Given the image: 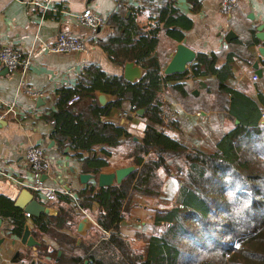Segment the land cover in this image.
I'll return each mask as SVG.
<instances>
[{"label": "trees", "instance_id": "trees-1", "mask_svg": "<svg viewBox=\"0 0 264 264\" xmlns=\"http://www.w3.org/2000/svg\"><path fill=\"white\" fill-rule=\"evenodd\" d=\"M190 2L193 7L199 5L198 0ZM110 20L117 32L100 46L113 63L134 62L141 67L143 78L131 84L122 77L108 75L99 65H86L76 86L57 91V110L46 117L54 125L51 136L61 150L69 146L74 157L83 161L85 172L96 176L107 167L111 154L92 155L94 148L102 145L118 148L128 142L132 147L130 157L142 167L136 192L145 197H159L163 177L169 176L180 185L178 200L170 209L155 211L153 231L138 246L120 233L124 218L121 211L136 172L120 185L108 188L89 183L77 193L76 199L70 192L57 194V200L63 203L58 214L33 219L35 236L47 235L57 248L48 253L50 245L42 243L39 253H48L55 260L61 250L59 264H77L80 259L75 254L87 252L90 245L84 240L77 246L82 238L76 228L80 220L90 215L101 232L111 227L113 231L89 253L88 264H264V126L261 124L264 95L259 93L252 98L229 84L230 57L222 66L212 67L216 55L199 54L190 71L164 75L157 54L161 29L181 41L180 29L192 26L180 14L175 0H166L162 7L156 8L151 24L145 29L136 23L134 8L130 18L116 14ZM210 69L218 80L212 109L226 115V130L214 144L193 148L169 131L161 132L172 113V101L166 100L164 94L183 101L189 96L186 81L201 77ZM97 93L114 96L115 101L101 107L96 101ZM75 95L81 101H92L85 113L78 112L77 104H68ZM125 102L129 103L130 112L137 114L144 110L142 117L149 124L141 143H135L125 128L104 120L111 109L121 108ZM188 110L193 111L192 104ZM0 215L11 219L14 235L23 236L27 217L13 201L0 199ZM94 234V238L99 236L97 232ZM227 239L236 242L239 248L229 247L225 243ZM194 249L202 253L188 258ZM68 255L71 256L67 258Z\"/></svg>", "mask_w": 264, "mask_h": 264}, {"label": "crops", "instance_id": "crops-1", "mask_svg": "<svg viewBox=\"0 0 264 264\" xmlns=\"http://www.w3.org/2000/svg\"><path fill=\"white\" fill-rule=\"evenodd\" d=\"M34 1L0 0V48L12 46L20 51L23 58L30 57L32 61L31 69L27 72L9 71L0 63V102L8 105L14 102L18 109L17 116L0 119V171L10 175L9 178L0 175V199H9L15 206L22 191L28 188L34 199L45 206L49 212L41 213L40 216H56L63 203L57 198L48 201L43 194L29 188L32 177L25 159L27 150L32 147H42L45 150L46 169L39 181L42 187L49 190L70 192L77 198V193L87 185L81 183L80 176L93 175V173L85 172L83 161L74 157L69 146L61 150L57 141L51 136L54 125L47 121L46 117L57 110V91L63 87L76 86L85 66L89 64L99 65L108 75L124 79V68L128 62L123 65L113 63L100 46L101 42H107L117 32L114 25L110 23V18L118 14L128 19L134 8L136 23L145 29L151 24L150 18L155 14L156 8L162 7L166 0H54L52 10L44 15L37 11V15L35 14L34 5L30 4ZM175 1L180 14L188 18L192 26L190 29H180L183 33L181 41L169 36L165 29H161L157 54L163 71L176 53L177 46L183 44L193 50L197 56L199 54L216 55L212 67L222 66L230 57L232 78L228 80L229 84L252 98H256L259 93L264 95V76L258 81L253 80L255 76L253 65L259 62L260 67L264 68V60L258 53V48L264 47V42H259L256 38L257 28L264 25V0H238L235 10L228 15L221 11L222 0H198L197 7H193L190 0ZM86 10H92L101 15L106 19V25L94 32L79 23L75 16ZM230 32H233V37L229 36ZM61 33L80 37L85 44V50L72 54L49 52L48 48L55 44ZM192 66H189L188 71ZM210 72L211 69L201 77H191L186 81L189 96L183 101L164 94L166 100L172 101V113L161 132L169 131L172 136L184 140L185 125L188 128H195L203 124L207 129L213 126L222 131L226 130L224 126L226 115L220 110L212 109L218 94V80ZM205 84L207 87H204ZM28 89L39 91L43 95L35 100L26 92ZM100 95L103 93L96 94V101L102 107L99 102ZM104 95L106 96L105 106L115 101L114 96ZM91 104L92 101L88 99L77 103L78 112L85 113ZM191 104L193 111L188 110ZM201 104L207 110H203ZM2 110L0 106V113ZM104 120L119 126L122 121H127V125L122 128L132 135L135 143L142 142L143 132L149 124L138 113L129 111L128 102H125L121 108L111 109L110 115ZM173 123H175L174 128L169 130ZM105 152L110 153L111 157L107 160L108 165L102 172L113 173L126 167L136 169L131 192L121 211L124 218L120 224V233L136 245H142L143 237L150 235L153 231V226L150 224L154 223V212L159 206L165 207L164 203H172L169 207L166 206V209H170L176 205L177 192L167 194L166 191L173 188H179L180 191V185L176 179L167 176L159 197L142 196L136 192L142 167L137 166L134 158L130 157L132 147L129 143L125 142L118 148L96 146L92 155L104 157ZM148 157L149 155L145 156L144 161H147ZM90 183L95 184L93 181ZM71 206L74 207L75 203L73 202ZM20 210L25 216L27 215L24 210ZM86 217L88 220L84 225L83 233L78 234L77 229L84 218L79 221L76 228V233L82 238H79L77 246L85 240L90 248L87 252L75 254L80 259L77 264L82 261L86 264L89 253L103 240L108 239L113 231L111 227L101 232L94 219L90 215ZM34 218L36 217L27 218V227L39 246L27 247L21 243L22 237L12 233L11 219L0 215V264H59L63 251H58L55 260L52 256H47L57 246L47 235L37 233L35 236ZM95 232L99 233L96 238H94ZM46 242L50 245L49 251L41 255L39 247ZM17 254L18 259H16ZM70 256L68 255L67 258Z\"/></svg>", "mask_w": 264, "mask_h": 264}, {"label": "built area", "instance_id": "built-area-1", "mask_svg": "<svg viewBox=\"0 0 264 264\" xmlns=\"http://www.w3.org/2000/svg\"><path fill=\"white\" fill-rule=\"evenodd\" d=\"M237 1L238 0H222L220 5L221 11L227 15L231 14L235 10ZM53 2L54 0H35L30 4L34 5L36 15V11L39 14L44 15L52 10ZM75 18L79 23L94 32L106 25V19L101 15L96 14L92 10H86L82 14L76 15ZM84 50L85 44L83 40L80 37H76L67 33H61L55 44L48 48L49 52L57 54L80 53ZM0 63L9 71L23 70V72H27L32 66L31 58H23L20 51L12 46H4L3 48H0ZM258 79L259 78L257 76L253 77L254 81H258ZM26 92L35 100L40 99L43 95L39 91H34L32 89H28ZM80 101V96L75 95L70 99L68 104L74 105ZM0 106L3 108L2 112L0 113L1 120H5L8 116L18 115V109L14 102L9 105L0 102ZM261 124L264 125V114L261 119ZM25 159L27 168L32 177V184L29 186V188H32L35 190V192L43 194L48 201L55 200L57 194H68L66 191L56 192L55 190H49L41 186L39 180L46 169V152L42 147L29 148L26 152ZM0 175L5 178L10 177L7 172L3 171H0ZM71 196L76 199L73 195ZM26 217L29 218L31 216L27 214Z\"/></svg>", "mask_w": 264, "mask_h": 264}, {"label": "water", "instance_id": "water-1", "mask_svg": "<svg viewBox=\"0 0 264 264\" xmlns=\"http://www.w3.org/2000/svg\"><path fill=\"white\" fill-rule=\"evenodd\" d=\"M258 34L256 38L259 42H264V25H261L257 28ZM229 36L233 37V32H230ZM229 41V39H227ZM259 57L264 60V47L258 48ZM197 54L181 44L177 46V51L173 55L169 65L164 70L165 76L171 75H183L185 74L190 65H193L196 62ZM253 70L255 76L259 79L264 76V68L260 67L259 62H256L253 65ZM144 76V70L136 65L134 62H128L125 64L124 68V80L128 83L134 84L137 81L141 80ZM99 102L104 107L106 105V96L100 95ZM138 115L142 116L144 114V110H139ZM127 125V121L121 122V127H125ZM136 171L134 167H126L119 169L113 173H105L102 172L98 176L91 174H82L80 176V180L82 184H89L91 181L95 182L99 188H108L114 185H120L123 180H125L128 176L133 174ZM15 207L24 210V212L31 217H38L41 213L48 214V210L39 203L36 199H34L33 194L28 190L24 189L18 198ZM87 217H85L82 222L79 224L77 232L78 234H82L84 230V225L87 222ZM21 243L27 247H36L39 246V243L33 238L31 235L29 227L25 228L24 234L21 239ZM19 258V255H16V259ZM35 263V262H34ZM88 264V262H86Z\"/></svg>", "mask_w": 264, "mask_h": 264}, {"label": "rangeland", "instance_id": "rangeland-1", "mask_svg": "<svg viewBox=\"0 0 264 264\" xmlns=\"http://www.w3.org/2000/svg\"><path fill=\"white\" fill-rule=\"evenodd\" d=\"M222 132H223L222 130L217 129V127H213V126H211L209 129H207V127H205L203 124H201L199 127H195V128H188V126L185 125L184 136H183L184 140L183 141L191 147L208 146L209 144H214L221 137ZM166 177L167 176L163 177V180H162L163 186L165 184V178ZM173 186H176V184H173ZM162 189H163V187H162ZM242 189H244V187H242ZM130 192H131V189H130ZM161 192H162V190H161ZM166 192H167V194H170V192H173L175 194L177 192V197H176V199H177L179 188L178 189L173 188L171 190H167ZM171 204L172 203H164V205H166L167 207H169ZM166 206L165 207L159 206L158 209H166ZM154 217H155V214H154ZM150 225L153 226V223L151 222ZM194 242H200V241L198 240V241H194ZM225 243H227L229 247L235 246V247L239 248V246L236 244V242L228 241V239L225 241ZM193 252H194L193 254L190 253L191 255L188 256V258H191L193 256L196 257L202 253V251L196 250V249H194Z\"/></svg>", "mask_w": 264, "mask_h": 264}]
</instances>
